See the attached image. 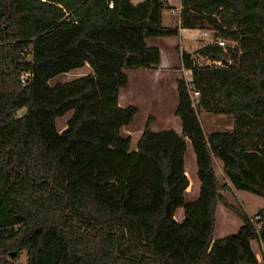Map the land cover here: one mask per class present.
Here are the masks:
<instances>
[{"label":"trees","instance_id":"obj_1","mask_svg":"<svg viewBox=\"0 0 264 264\" xmlns=\"http://www.w3.org/2000/svg\"><path fill=\"white\" fill-rule=\"evenodd\" d=\"M181 4L180 24L167 28L162 0H0V264L24 252L27 264H260L251 242L264 249V211L252 218L223 196L232 188L213 159L235 190L264 198V0ZM181 30L215 38L180 52L192 73L178 81L182 135L153 133L151 117L133 151L120 134L139 113L120 105L125 71L157 70L160 50L147 40ZM86 65L93 75L50 85ZM202 112L233 117L234 130L206 134ZM188 142L201 184L191 203ZM220 205L243 225L215 240Z\"/></svg>","mask_w":264,"mask_h":264},{"label":"rangeland","instance_id":"obj_2","mask_svg":"<svg viewBox=\"0 0 264 264\" xmlns=\"http://www.w3.org/2000/svg\"><path fill=\"white\" fill-rule=\"evenodd\" d=\"M143 0H132L133 4H137ZM169 1V6L164 10L163 16V26L164 27H172L175 26L177 21L179 20V7L181 0H167ZM200 35V36H199ZM186 41L193 40L194 44L197 46H202L203 44L208 42V39L204 37L203 32H191L185 36ZM156 44L158 42H155ZM188 43V42H187ZM159 44V43H158ZM152 45V43H151ZM226 45L231 47L236 46L234 42H227ZM163 50L167 51L170 56L174 59V64L178 67L179 63V54L177 53L175 47L167 49L164 45L160 44ZM186 49H189L186 47ZM182 52V51H181ZM165 53V51H164ZM184 53V52H182ZM166 56V55H165ZM200 64L203 66H208L211 63L204 59H200ZM136 70H126L125 73L129 79V86L122 90L121 94V102L120 105L124 108L126 107H136L139 109V113L136 115L132 123L124 127L120 134L124 138L130 137L132 139L131 149L136 151L138 149V142L143 135L145 126L148 120L152 117L155 119V124L152 127L153 133H159L162 131H166L165 127L170 131L172 129H177L181 132V122L179 120V124L176 125L173 110V87L167 83V79L162 82H156L153 79H149L142 75H137L134 72ZM92 70L89 65H87L84 69L74 70L68 74L60 75L50 81V85L52 87L58 84L70 83L80 78L91 75ZM180 76V72L175 74ZM185 79V77H184ZM174 81V80H173ZM163 88H166L165 94V103H160L162 101L158 95L162 96L163 93L160 91ZM133 92V93H132ZM178 92L176 91V96ZM177 101L178 98L176 97ZM157 100V101H156ZM166 106V107H164ZM161 113V114H160ZM73 113L68 114L67 116L60 118L56 121V125L59 133H63L68 127V121L72 117ZM163 117V118H162ZM159 118V124L157 121ZM200 118L202 120L203 129L206 134L212 132H227L232 131L235 126V119H230L232 117L226 116H212L207 112H202L200 114ZM179 126V128H178ZM217 163L223 167V164L220 161ZM218 166V165H217ZM185 169L186 176L189 180V187L184 193L185 200L189 203L196 201L200 195V182L197 176L198 168L195 153L193 147L190 142H188V150L185 155ZM217 169V167H216ZM218 180L221 184H224L225 176L220 172L219 168L217 170ZM224 196L228 199V201L237 207H242L246 211V213L254 218L260 211H264V198L255 196L253 194L237 191L233 188L232 192L229 194H224ZM183 209H180L176 213V220L178 222H182L183 220ZM242 222L231 212H229L223 206H220L217 211V227L215 232V240H219L222 238H226L232 235H235L239 229L242 227ZM255 250L258 253V258L260 264H264V249H262L261 245H254ZM17 264H27V253L24 252L17 262Z\"/></svg>","mask_w":264,"mask_h":264},{"label":"crops","instance_id":"obj_3","mask_svg":"<svg viewBox=\"0 0 264 264\" xmlns=\"http://www.w3.org/2000/svg\"><path fill=\"white\" fill-rule=\"evenodd\" d=\"M145 0H143V1H141V2H139V3H137V4H133L132 3V0H131V3L133 4V5H139V4H141V3H143ZM162 1H164L165 3H166V7H171V6H169L168 4H169V1H167V0H162ZM167 9V8H166ZM181 10H182V4H181V1H180V7H179V20L177 21V23H176V25H179L180 24V16H181ZM163 16H164V11H163ZM175 25V26H176ZM173 27V26H172ZM168 28V27H167ZM191 32H203L204 33V37L205 38H207L208 39V42L207 43H205V44H203L202 46H197V45H195L194 44V41L193 40H188V41H186V39H185V36L187 35V34H189V33H191ZM206 34V35H205ZM200 36V35H199ZM214 41H215V38H214V35H213V33L212 32H210V31H203V30H181L180 31V36L179 37H173V38H155V39H148L147 40V44H148V46L149 47H156V48H159V50H160V54H161V63H160V66H159V68L157 69V70H155V71H151V70H144V69H139V70H136V71H134V72H136L135 74H137V75H142V76H145V77H147V78H149V79H153L154 81H156V82H162V81H165L166 79L168 80L167 81V83H169V85L170 86H172L174 89H173V91H174V97H173V110H174V118H175V122L174 123H176V125L177 124H179V118H177L176 116H175V112H176V109H177V107H178V103H179V100L177 101V99H176V97L178 98V95L176 96V91L178 92V81L179 80H181V79H184V77H185V80L187 81V82H191V80H192V73H191V71H187V70H185L184 69V66H183V63H182V58H181V54H180V52L182 51V52H185V53H188V54H191V55H193V54H195L198 50H200V49H202V48H204L205 46H207V45H209V44H213L214 43ZM155 42H158L157 44L155 43ZM188 42V43H187ZM151 43H152V45H151ZM160 44H162V45H164L165 47H167V49H170V48H172V47H175V49H176V51H177V53L179 54V63H178V67H176V65L174 64V59H173V57L172 56H170L169 55V53L167 54V51L166 50H163V48H162V46H160ZM185 45H187L186 47L187 48H189V49H186L185 48ZM178 49H179V51H178ZM164 51H165V53H164ZM166 55V56H165ZM87 66V65H86ZM85 66V67H86ZM84 67V68H85ZM84 68H81V69H84ZM91 68V67H90ZM77 70H79V69H77ZM92 70V69H91ZM178 72H180V76H177V75H175V74H177ZM91 75H93V70H92V73H91ZM174 80V81H173ZM128 86H129V84H128ZM127 86V87H128ZM126 87V88H127ZM125 89V88H124ZM166 88H163L162 90H160L162 93H163V95L162 96H160V95H158L159 97H157V98H161L162 97V101H161V103H160V106L159 107H161L162 106V104L163 103H165V101H163V100H165V97H166V95L167 94H165V92H166V90H165ZM123 90V89H122ZM122 90H121V92H120V97H119V101L121 102V94H122ZM133 93V92H132ZM157 101V100H156ZM164 107H166V106H164ZM161 114V113H160ZM210 114V113H209ZM212 116H217V115H213V114H211ZM226 117H231V116H226ZM163 118V117H162ZM230 119H233L234 120V118L232 117V118H230ZM157 121H158V124H159V118H157ZM178 128H179V126H178ZM164 129H169L168 127H165ZM179 129H181V132L179 131V130H175V129H172L173 131H175V132H177L179 135H182V132H183V130H182V125H181V128H179ZM151 130H152V128H151ZM166 130V131H167ZM234 130V128L232 129V131ZM227 132H231V131H227ZM212 133H215V132H212ZM209 134H211V133H209ZM196 157V156H195ZM217 161H220V160H217V159H213V166H214V169H215V172H216V175H217V178H218V173H217V170H218V168H219V170H220V172L221 173H223L224 174V171H223V167H221L218 163H217ZM221 162V161H220ZM222 163V162H221ZM223 164V163H222ZM218 165V166H217ZM216 167H217V169H216ZM185 173H186V169H185ZM224 176H225V174H224ZM200 182V181H199ZM225 183H227L231 188H232V190H233V187H232V185L230 184V182L228 181V179L226 178V176H225V181H224V184ZM201 185V184H200ZM200 190H201V188H200ZM224 194H226V193H223V196H224ZM227 194H229V193H227ZM225 197V196H224ZM226 198V197H225ZM227 199V198H226ZM228 200V199H227ZM221 206V205H220ZM219 206V207H220ZM218 207V208H219ZM180 210V209H179ZM178 211V210H177ZM217 211H218V209H217ZM177 213V212H176ZM183 215H184V210H183ZM175 218H176V215H175ZM183 219H184V217H183ZM183 221V220H182ZM181 223V222H180ZM254 245H256V246H259L260 244L259 243H257V242H255V241H253V242H251V246H252V249H253V251H254V253H255V255H256V257L258 258L259 256H258V253H257V251L255 250V247H254ZM262 247V246H261ZM262 249H263V247H262ZM258 261H259V258H258ZM259 263H260V261H259Z\"/></svg>","mask_w":264,"mask_h":264},{"label":"built area","instance_id":"obj_4","mask_svg":"<svg viewBox=\"0 0 264 264\" xmlns=\"http://www.w3.org/2000/svg\"><path fill=\"white\" fill-rule=\"evenodd\" d=\"M41 2H46V0H39ZM110 9H114V4L110 3L109 5ZM206 35V34H205ZM219 44L224 47L226 45V42L224 40H221L219 42ZM31 78V74L30 73H23L20 77L21 83L22 85L25 87L27 85L28 80ZM191 89V97H192V101H193V106L196 108L197 104H198V99L200 97V94L196 91L193 90V88Z\"/></svg>","mask_w":264,"mask_h":264},{"label":"water","instance_id":"obj_5","mask_svg":"<svg viewBox=\"0 0 264 264\" xmlns=\"http://www.w3.org/2000/svg\"><path fill=\"white\" fill-rule=\"evenodd\" d=\"M14 255V254H13Z\"/></svg>","mask_w":264,"mask_h":264}]
</instances>
